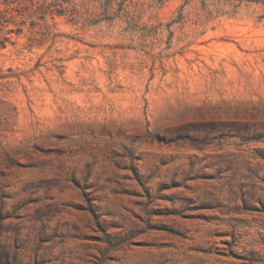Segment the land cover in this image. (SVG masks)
Segmentation results:
<instances>
[{"label": "rangeland", "instance_id": "374dc122", "mask_svg": "<svg viewBox=\"0 0 264 264\" xmlns=\"http://www.w3.org/2000/svg\"><path fill=\"white\" fill-rule=\"evenodd\" d=\"M50 3L0 49L6 264H264V0Z\"/></svg>", "mask_w": 264, "mask_h": 264}, {"label": "trees", "instance_id": "16d2710c", "mask_svg": "<svg viewBox=\"0 0 264 264\" xmlns=\"http://www.w3.org/2000/svg\"><path fill=\"white\" fill-rule=\"evenodd\" d=\"M52 0H0V49L6 47L9 35L20 36L26 26L32 30L45 22L46 16L62 15L51 9ZM12 26L13 28H10ZM0 264H6L5 257L0 256Z\"/></svg>", "mask_w": 264, "mask_h": 264}]
</instances>
